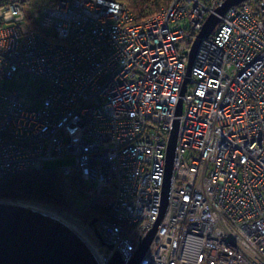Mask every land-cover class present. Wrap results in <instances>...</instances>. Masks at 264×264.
<instances>
[{"label": "built area", "instance_id": "1", "mask_svg": "<svg viewBox=\"0 0 264 264\" xmlns=\"http://www.w3.org/2000/svg\"><path fill=\"white\" fill-rule=\"evenodd\" d=\"M169 0L142 19L118 0H0V179L44 162L108 197L95 228L123 264H264V0ZM184 90L181 94V90ZM180 102V113L177 114ZM107 245H110L109 249Z\"/></svg>", "mask_w": 264, "mask_h": 264}, {"label": "water", "instance_id": "2", "mask_svg": "<svg viewBox=\"0 0 264 264\" xmlns=\"http://www.w3.org/2000/svg\"><path fill=\"white\" fill-rule=\"evenodd\" d=\"M246 0H224L216 14L209 15L190 48L187 75L199 38H206L218 23V16L229 8ZM184 90H181L183 94ZM180 113V102L177 114ZM176 126L171 130L165 159L164 180L161 189L159 214L152 228L140 240L137 249L126 264H138L149 244L167 206V196L172 171ZM96 217L88 226L97 242L104 246L95 228ZM110 249L111 246L107 245ZM0 264H99L88 245L66 223L41 210L0 200ZM107 264H123L116 254Z\"/></svg>", "mask_w": 264, "mask_h": 264}, {"label": "trees", "instance_id": "3", "mask_svg": "<svg viewBox=\"0 0 264 264\" xmlns=\"http://www.w3.org/2000/svg\"><path fill=\"white\" fill-rule=\"evenodd\" d=\"M125 1L128 3L130 12L139 20L158 12L169 0ZM247 3L252 6L254 0H248ZM74 187L78 190L84 188V183L79 176H63L58 168L30 169L0 179V199H21L66 209L70 207L67 200L68 192ZM107 201L108 197L98 199L90 192L87 208L92 217L99 219L107 216Z\"/></svg>", "mask_w": 264, "mask_h": 264}, {"label": "rangeland", "instance_id": "4", "mask_svg": "<svg viewBox=\"0 0 264 264\" xmlns=\"http://www.w3.org/2000/svg\"><path fill=\"white\" fill-rule=\"evenodd\" d=\"M51 1L52 0H26L27 17L29 18L30 9L34 7L36 8L39 6H43ZM121 1L125 2L128 5V3L125 0H121ZM71 163H72L71 157H60L55 160L44 162L43 166L44 168L47 169H56L63 167L65 165H69ZM87 189L88 188L85 186V184L82 190L75 189V187L72 188L67 195V200L71 208L67 207L66 209H60L42 203L26 201L21 199H17V200L0 199V200L10 201V202H29L62 213L66 219L72 221V223H74L78 227L79 231L81 232L86 242L90 244L92 247H94L99 254H101L102 250L98 248L99 244L95 239V237L93 236L91 228L88 226V222L93 217L91 215L89 208H87L88 199L90 198V192H91L90 190L89 192Z\"/></svg>", "mask_w": 264, "mask_h": 264}, {"label": "bare ground", "instance_id": "5", "mask_svg": "<svg viewBox=\"0 0 264 264\" xmlns=\"http://www.w3.org/2000/svg\"><path fill=\"white\" fill-rule=\"evenodd\" d=\"M15 204L18 205H22V206H26V207H30V208H34L37 210H41L45 213H48L56 218H58L59 220H61L62 222L66 223L70 228H72L80 237L81 239L88 245V247L90 248V250L92 251L93 255L95 256V258L97 259V261L99 262V264H102V260H101V256L98 253V251L92 247L90 244H88L86 242V240L84 239V237L82 236L81 232L79 231L78 227L72 223V221H69L68 219H66L62 213H59L57 211L51 210L49 208H45L41 205H37V204H33V203H29V202H14Z\"/></svg>", "mask_w": 264, "mask_h": 264}]
</instances>
